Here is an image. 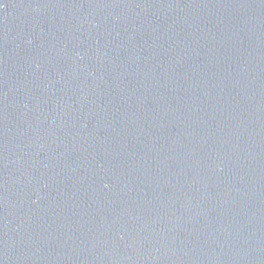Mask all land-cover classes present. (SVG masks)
Instances as JSON below:
<instances>
[{
	"label": "water",
	"instance_id": "water-1",
	"mask_svg": "<svg viewBox=\"0 0 264 264\" xmlns=\"http://www.w3.org/2000/svg\"><path fill=\"white\" fill-rule=\"evenodd\" d=\"M0 264H264V0H0Z\"/></svg>",
	"mask_w": 264,
	"mask_h": 264
}]
</instances>
